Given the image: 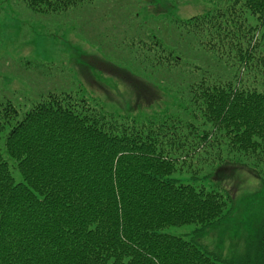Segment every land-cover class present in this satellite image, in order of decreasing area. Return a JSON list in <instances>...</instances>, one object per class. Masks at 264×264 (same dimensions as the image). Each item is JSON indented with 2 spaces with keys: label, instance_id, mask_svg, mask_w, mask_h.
I'll use <instances>...</instances> for the list:
<instances>
[{
  "label": "trees",
  "instance_id": "trees-1",
  "mask_svg": "<svg viewBox=\"0 0 264 264\" xmlns=\"http://www.w3.org/2000/svg\"><path fill=\"white\" fill-rule=\"evenodd\" d=\"M83 1L26 3L48 12ZM181 23L232 69L222 81L193 66L192 117H115L70 93L0 106V264H264V221L253 252L230 260L164 231L195 223L199 233L229 214L233 195L208 182L226 164L264 180V0H227Z\"/></svg>",
  "mask_w": 264,
  "mask_h": 264
},
{
  "label": "rangeland",
  "instance_id": "rangeland-1",
  "mask_svg": "<svg viewBox=\"0 0 264 264\" xmlns=\"http://www.w3.org/2000/svg\"><path fill=\"white\" fill-rule=\"evenodd\" d=\"M226 1L86 0L43 12L26 0H0V106L9 101L22 110L51 93H70L115 117H192L185 92L196 79L193 66L220 70L222 81L230 80L232 69L198 46L196 37L182 36L181 22ZM249 21L256 23L253 16ZM168 52L181 63L168 65L164 58L160 63L159 55ZM9 165L18 179L13 162ZM218 175L208 182L233 195L229 214L199 233L195 223L164 231L193 238L218 258H243L253 252L264 221V180L234 163Z\"/></svg>",
  "mask_w": 264,
  "mask_h": 264
}]
</instances>
